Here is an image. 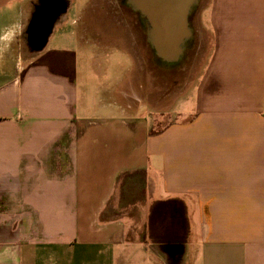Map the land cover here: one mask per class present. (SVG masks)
<instances>
[{"label":"crops","instance_id":"obj_1","mask_svg":"<svg viewBox=\"0 0 264 264\" xmlns=\"http://www.w3.org/2000/svg\"><path fill=\"white\" fill-rule=\"evenodd\" d=\"M143 3L0 0V264H264V0ZM160 53L200 70L162 130Z\"/></svg>","mask_w":264,"mask_h":264},{"label":"rangeland","instance_id":"obj_2","mask_svg":"<svg viewBox=\"0 0 264 264\" xmlns=\"http://www.w3.org/2000/svg\"><path fill=\"white\" fill-rule=\"evenodd\" d=\"M128 12L131 11L128 9ZM191 41L193 45V37L191 38ZM184 56H186V54H183V57ZM188 56L189 55H187V57ZM152 59H154V61L157 60L156 63L158 66L136 71V77L138 79L140 78L141 85L133 87H136L137 92H139V90L142 91V94H139L143 99L146 98L156 104L158 109L157 116L159 119L157 126L159 130H162L169 121L168 119L172 118V112L194 111L195 93L192 89L196 83L200 70H183L182 67L174 69L172 64L170 65L172 62L168 63L167 60L163 59L158 54H153ZM113 72L114 70H109V73L101 77V79L114 80ZM121 186L119 199L115 197L111 204L113 206L116 205L117 209H120L118 214L135 216L133 203L139 198H134V195L137 193L135 192L136 189L134 184L127 180L126 182H122ZM117 201L119 202L118 204H116ZM193 220L197 223V215L193 216Z\"/></svg>","mask_w":264,"mask_h":264},{"label":"water","instance_id":"obj_3","mask_svg":"<svg viewBox=\"0 0 264 264\" xmlns=\"http://www.w3.org/2000/svg\"><path fill=\"white\" fill-rule=\"evenodd\" d=\"M197 2L198 0H191V3L188 7V17L190 16L191 13H193V11L195 10L196 6H197ZM148 4H146L147 6ZM154 9H155V6H153ZM153 7L151 6V4H149L146 8L148 9L147 10V13H150V10L153 9ZM186 14V13H184ZM39 35L37 36L36 39H33V42L35 44H41V42L44 41V39L40 38V33H38ZM159 56H161L163 59L167 60V61H171V62H176V61H179L182 57H183V53L182 54H169V53H160L158 54Z\"/></svg>","mask_w":264,"mask_h":264},{"label":"bare ground","instance_id":"obj_4","mask_svg":"<svg viewBox=\"0 0 264 264\" xmlns=\"http://www.w3.org/2000/svg\"><path fill=\"white\" fill-rule=\"evenodd\" d=\"M161 0H144V3L142 4V8H143V10L147 13V6L149 5V4H151V6L153 7V6H155V9H154V7H153V9L152 10H150V13H149V15H151L153 12H155V11H157V10H160L161 8L162 9H165L166 8V6H162V5H159V2H160ZM138 4V3H137ZM146 4H148L147 6H146ZM138 7V6H137ZM144 12V13H145ZM187 12V11H186Z\"/></svg>","mask_w":264,"mask_h":264},{"label":"flooded vegetation","instance_id":"obj_5","mask_svg":"<svg viewBox=\"0 0 264 264\" xmlns=\"http://www.w3.org/2000/svg\"><path fill=\"white\" fill-rule=\"evenodd\" d=\"M135 12H139V13H141V9L138 8V11H135Z\"/></svg>","mask_w":264,"mask_h":264},{"label":"trees","instance_id":"obj_6","mask_svg":"<svg viewBox=\"0 0 264 264\" xmlns=\"http://www.w3.org/2000/svg\"><path fill=\"white\" fill-rule=\"evenodd\" d=\"M152 134H154V133H152Z\"/></svg>","mask_w":264,"mask_h":264}]
</instances>
